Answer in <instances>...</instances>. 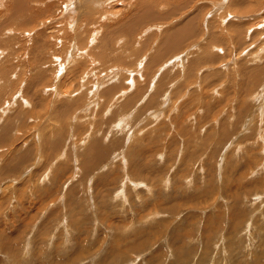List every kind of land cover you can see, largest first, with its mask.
<instances>
[{
  "label": "rangeland",
  "instance_id": "374dc122",
  "mask_svg": "<svg viewBox=\"0 0 264 264\" xmlns=\"http://www.w3.org/2000/svg\"><path fill=\"white\" fill-rule=\"evenodd\" d=\"M15 1L0 264H264V0Z\"/></svg>",
  "mask_w": 264,
  "mask_h": 264
},
{
  "label": "bare ground",
  "instance_id": "6f19581e",
  "mask_svg": "<svg viewBox=\"0 0 264 264\" xmlns=\"http://www.w3.org/2000/svg\"><path fill=\"white\" fill-rule=\"evenodd\" d=\"M7 1L9 2L10 0H0V8L2 7L4 10H5V9H8V6H9V5L7 4V3H8ZM14 1H15V0H14ZM25 1H26V0H24L23 2H25ZM37 1H38V0H37ZM56 1H58V0H56ZM105 1H106V0H105ZM238 1H239V3H242V4H244V3L246 2V1L241 2V0H238ZM6 2H7V3H6ZM17 2H18V0H17ZM17 2L15 1L16 4H17ZM20 2H21V1H20ZM41 2H42V3H41ZM41 2L39 1V2L36 3V4H37V5H36V7H37L36 10L42 9V8L46 5V3H43V1H41ZM46 2H47V1H46ZM81 2H82V0H59L58 3H59L60 5H61V3L63 4V11H62L63 14H62V15H64V16L66 15V17H67V14H68L67 12L71 9V7L73 8L75 3H78V5L81 6V5H82ZM83 2H84V1H83ZM119 2H121V1H116V2L114 3L113 0H109L107 4H111V6L113 5L111 8H116L118 5H120ZM39 3H40V4H39ZM47 3H48V2H47ZM122 3H123V2H122ZM144 3H146V2L144 1L142 4H144ZM3 4H5V5H3ZM38 4H39V5H38ZM246 4H247V3H246ZM25 5H26V4H25ZM50 5H51V4H50ZM50 5H49V6H50ZM64 5H65V6H64ZM263 5H264V3H263ZM42 6H43V7H42ZM56 6H57V5H56ZM61 6H62V5H61ZM120 6H121V5H120ZM22 7H23V5H22ZM50 7H51V6H50ZM108 7H109V6H108ZM9 8H10V7H9ZM15 8H16V7L13 6V7L10 8V10L7 11L8 13H11V14H10V17H13V19H15L14 16H15V15L17 16V14L19 13V12H18V13L16 14V9H15ZM23 8H24V7H23ZM52 8H54L53 5H52ZM61 8H62V7H61ZM144 8H146V7H145V4H144ZM256 8H257V7H256ZM259 8H260V7H258V10H257V9H256V10L259 11ZM18 9H21V8H17V11H18ZM25 9H26V11H25V13L23 14V17H22V18H23V20H26V23L28 24V26H27L26 23H24V25H20V22L22 23V21H21L22 19L20 18V17H21V15H20V17L18 16V17L15 19V20H18V21H16V22H18L17 24H19V25H17L16 22H15V24H16L17 26H14L15 24H13V27H11V28H12V29H11V33H12V34L17 33L18 35L21 33L20 35H24V36H22V37H26V35H27L28 37H31V33L34 32V31H32V32H30L31 30L26 31V30H25V26H27V28H28V27H29V24L32 23L34 19H35V20L37 19V18H34V17H39V16H38V14H37L36 16H34L33 13H35V11H32L31 8H26V7H25ZM25 9H24V10H25ZM30 9H31V10H30ZM45 9H46V8H45ZM78 9H79V8H78ZM263 9H264V8H263ZM4 10H3V11H4ZM254 10H255V9H254ZM46 11H48V8H47L46 10L43 9V12L46 13ZM75 11H76V10H75ZM75 11H74V12H75ZM263 11H264V10H263ZM20 12H21V11H20ZM23 12H24V11H23ZM43 12H42V15H43ZM8 13H7V15H8ZM263 13H264V12H263ZM263 13H261V15H263ZM39 14H41V13H39ZM76 14H77V12H76ZM18 15H19V14H18ZM42 15H41V16H42ZM8 16H9V15H8ZM41 16H40V17H41ZM68 16H69V15H68ZM40 17H39V18H40ZM243 17H244V16H243ZM246 18H247V17H246ZM258 18L260 19V17H258ZM20 19H21V20H20ZM240 19H241V18H240ZM15 20H14V21H15ZM37 20H38V19H37ZM236 20H237V19H236ZM241 20H242V19H241ZM263 20H264V19H263ZM14 21H13V22H14ZM38 21H39V20H38ZM36 22H37V21H36ZM50 22H51V21H50ZM73 22H74V21H73ZM73 22H72V23H73ZM260 22H261V21H260ZM58 23L60 24V22H58ZM74 23H75V22H74ZM74 23H73V24H74ZM258 23H259V22H258ZM59 24H58V25H59ZM263 24H264V23H263ZM263 24H262V25H260V24L256 25V26L254 27V28H255L254 33L257 34L261 29H263V28H264V27H263V26H264ZM8 25H9V24H8ZM34 25H35V24H34ZM34 25H33V26H34ZM36 25H38V23H37ZM36 25L34 26L35 28H36ZM58 25H57V26H58ZM68 25L70 26L69 23H68ZM18 26H19L20 28H24V32H25V33H22L21 31H17V30H18ZM57 26H55V27H57ZM5 27H7V26H5ZM5 27H4V28H5ZM8 27H9V26H8ZM8 27H7V29H8ZM45 27H46V26H45ZM67 27H68V26H67ZM229 27H233V24H232V26H229ZM32 28H33V27H32ZM28 29H30V28H28ZM28 29H27V30H28ZM33 29H34V28H33ZM236 29H237V28H236ZM236 29H235V30H236ZM251 29H252V28H251ZM3 30H4V29H3ZM46 30H47V29H46ZM233 30H234V29H233ZM64 31H66V33H68V30H67V29L64 30ZM186 31H187V29H186ZM0 32H1V31H0ZM234 32H235V31H234ZM252 32H253V31H252ZM252 32H250V33L253 35ZM11 33H10V34H11ZM62 33H63V32H62ZM247 33H249V32L247 31ZM5 34H6V33H5ZM184 34H185V35H186V34L189 35L190 33H188V31H187V32H185ZM61 35H62V34H59V35H57V36L60 37ZM247 35H248V34H247ZM249 35H250V34H249ZM40 36H41L40 38H42V37H45L46 35H45V34H41ZM66 36H67V35L65 34V37H66ZM261 36H262V34H261ZM263 36H264V35H263ZM34 37H35V36H34ZM58 37L54 38L53 40H55L56 42H58V41L60 42V40H59L60 38L58 39ZM183 37H184V36H183ZM250 37H251V36H249V38H250ZM253 37H254V36H253ZM19 38H20V37H19ZM35 38H36V37H35ZM22 39H23V38H22ZM24 39H26V38H24ZM252 39H254V38H252ZM255 40H256V39H255ZM172 41H173V39H172ZM176 42H177L176 40H175L174 42H172V47L175 46V45L177 44ZM173 43H175V45H174ZM43 44H44V43H43ZM18 45H20V44H18ZM39 45H40V44H39ZM260 45H261V44H260ZM256 46H257V45H256ZM212 47H213V46H212ZM40 49H41V47H40ZM174 49H175V47H174ZM163 50H164V49H163ZM168 50H169V44L167 45L166 53L168 52ZM170 50L172 51V48H170ZM213 51H214V50H213ZM216 51H218V50H216ZM219 51H220V50H219ZM219 51H218V52H219ZM0 52H1V51H0ZM84 52H85V51H84ZM0 54H1V53H0ZM4 54H5V53H4ZM84 54H85V53H84ZM210 54H212V53H211V51L208 50V51H206V55H205V56H210ZM65 55H66V54H65ZM78 55H79V54H78ZM85 55H86V54H85ZM87 55H88V54H87ZM75 56H76V55H75ZM79 56H80L82 59H83V57H84L82 54L79 55ZM82 56H83V57H82ZM214 57H215V56H214ZM214 57H213V58H214ZM152 58H153V57H152ZM206 58H208V57H206ZM71 59H72V58H71ZM176 59L179 60L180 57L175 58V60H176ZM75 60L77 61V59H75ZM81 62H82V60H81ZM85 62H86V61H85ZM172 62H173V61H169V60H168V62H167L166 64H165V63H164V64H165V66H169L170 64H172ZM174 62H175V61H174ZM86 63H87V62H86ZM153 63H154V61L152 60V61L150 62L149 65H153ZM64 64H65V63H64ZM83 64H84V63H83ZM83 64H82V65H83ZM164 64H163V65H164ZM160 65H161V64H160ZM18 66H19V65H18ZM61 66H62V65H61ZM80 66H81V65H80ZM161 66H162V65H161ZM1 67H2V66H1ZM97 67H98V66H97ZM8 68H9V66H8L7 64L4 65L2 68H0V76H3V77L6 79L5 82H9V81L11 80V79L6 75V72H8ZM72 68H73V67H72ZM72 68H71V69H72ZM58 69H59V68H58ZM81 69H82V68H81ZM163 69H164V68L161 69V72H162ZM30 70H31V69H30ZM164 70H165V69H164ZM69 71H70V70H69ZM72 71H73V70H72ZM156 72H157V71H156ZM165 72H166V71H165ZM59 74H60V73H59ZM68 75H70V74H68ZM42 77H43V76H42ZM88 78H89V77H88ZM46 79H47V77L44 76V80H43V81H45ZM69 79H70V78H69ZM154 79H156V78L154 77ZM69 81H72V82L74 83L73 77H71V79H70ZM130 81H131V83L133 82L132 79H131V80L128 81V84H129ZM155 82H157V81H155V80H154V81H151V84H150L151 87H152L153 83H155ZM65 83H66L65 86L68 85V86H67V89H68L69 87H71V85H70L69 83H67V81H66ZM0 84H1V83H0ZM80 84H81V83H80ZM132 84H133V83H132ZM130 85H131V84H130ZM50 86H51V85H50ZM83 86H84V85H83ZM46 87H49V86H46ZM80 88H81V86H80ZM80 88H79L77 91L81 90ZM133 88H134V85H133ZM46 89H47V88H46ZM151 90H152V89H151ZM69 92H70V91L65 92V94H63V95H65V96L70 95V94L74 95L73 93H70V94H69ZM106 92H107V91H106ZM137 92H138V91H137ZM74 93H75V92H74ZM129 93H131V91H130ZM16 94H17V95L20 94V98L23 99V100L25 99V98H23V96H22V94H21L20 91H19L18 93H16ZM111 94H112V93H111ZM17 95H16V96H17ZM72 95H70V96L73 97ZM106 95H107V94H106ZM122 95H123V96H126V95H128V93H127V92H122ZM134 95H135V94H134ZM152 96H153V95L151 94V97H152ZM153 97H154V96H153ZM20 98H19V99H20ZM15 99H16V98H15ZM114 99H115V98H114ZM144 99H145V98H144ZM241 99H242V98H241ZM16 100H17V99H16ZM24 101H27V102H28V100H24ZM150 101H152V99H151ZM115 102H116V101H115ZM65 105H66V104H65ZM61 106H62V105H61ZM70 107H71V106H70ZM58 109H59V107H58ZM59 111H60V109H59ZM65 112H66V111H65ZM71 115H72V114H71ZM58 116H59V114H58ZM63 116H64V115H63ZM68 117H69V116H68ZM56 118H58V117L56 116ZM52 135H53V134H52ZM54 135H55V134H54ZM50 137H51V136H50ZM45 139H46V138H45ZM46 141H47V139H46ZM48 144H49V143H48ZM9 146H10V145H9ZM46 146H47V145H46ZM153 147H154V146H153ZM42 148H43V145H42ZM123 155H124V154H123ZM52 156H54V155H52ZM52 156H51L50 158H52ZM139 156H140V155H139ZM61 158H62V157H61ZM123 159H124V158H123ZM51 160H53V159H51ZM50 162H51V161H50ZM52 163H53V162H52ZM96 163H97V162H96ZM52 166H53V165H52ZM40 182H42V181H40ZM149 188H150V187H149ZM151 191H152V190H151ZM122 192H123V191H122ZM121 194H122V193H121ZM155 215H156V214H155ZM216 229H217V228H216ZM66 241H67V240H66ZM28 245H29V244H28ZM207 245H208V244H207ZM26 246H27V245H26ZM177 250H178V249H177ZM210 260H211V259H210Z\"/></svg>",
  "mask_w": 264,
  "mask_h": 264
}]
</instances>
